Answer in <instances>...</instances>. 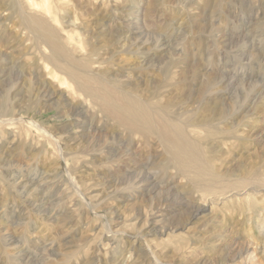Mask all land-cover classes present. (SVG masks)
<instances>
[{"label":"rangeland","instance_id":"obj_1","mask_svg":"<svg viewBox=\"0 0 264 264\" xmlns=\"http://www.w3.org/2000/svg\"><path fill=\"white\" fill-rule=\"evenodd\" d=\"M0 264H264V0H0Z\"/></svg>","mask_w":264,"mask_h":264},{"label":"bare ground","instance_id":"obj_2","mask_svg":"<svg viewBox=\"0 0 264 264\" xmlns=\"http://www.w3.org/2000/svg\"><path fill=\"white\" fill-rule=\"evenodd\" d=\"M32 6H34V5H32ZM35 7H37V6H35ZM36 20L41 25L42 30H43V32L40 31L38 36H39V38L45 39L46 44L50 46L51 58H53L55 60H59V61L63 60V58H65V55L62 53V50H66L64 48L63 44L58 41L56 36L53 35V31L51 29H49L48 27H46L44 25V23L42 21H40V19H36ZM93 78L95 80H98L99 82H102V84L105 82V80H107V79L104 80L105 77L102 79L101 77H97V76L95 77L94 76ZM105 83H107V82H105ZM112 85H113V83H112ZM109 86H110V84H109ZM110 87H112V86H110ZM117 87L120 88V86H117ZM112 88H110V89H112L113 91H114V89L118 90V88H116V87H112ZM102 89H104L105 97L108 99V101H106L107 99L105 101L108 102V105L110 108L109 111L110 112H113V111L116 112V114H115L116 116L120 115L121 116V117L119 116L120 121L123 120V122H126V125L135 126L138 129V131H140L142 133L154 134L155 138L157 137L156 139H158L160 141V143L162 144L163 151H165L166 154L170 153L171 157L170 156H168V157L176 159V156H177V158L179 157L178 161L180 160V157H181L180 161L184 160L186 163V160H188L194 164V167L197 164V162H199V160H200V162L202 161V164L204 166L205 160L203 162V160L200 159V156L203 155L202 151L199 149V147L196 144L194 146H193V144H191L193 141H191V143H190L191 139L188 138L189 135H188V137H186L184 131L182 130V127H179L181 125H179V124L177 125V123H174V124H176V125H174L172 122H166V124H164L165 121L162 122V120H161V124H163V125L157 124V123H160V121L155 120L156 117L154 118V116L152 115L154 113L150 112L152 110L149 111V109H148L149 107H147L148 105H146V102L144 103L142 99H141V101H139V99H138V101H136V100L132 101L133 99H136V98H133V99L131 98L132 100L128 99V97L126 96V92L124 91V89L126 90V88L123 89L124 92H122V90H120L122 88L119 89L120 91L119 90L115 91L117 94H119V97L114 96L115 92L114 93L111 92L110 89H108L109 91L105 87L104 88L102 87ZM96 92H99V90ZM101 92L103 93V91H101ZM97 95H98V93H97ZM132 97H134V96H132ZM103 99H104V97H103ZM154 115H156V114H154ZM156 121H157V123H156ZM184 130H185V127H184ZM194 143H196V142H194ZM198 145H200V144H198ZM201 158L203 159L204 157H201ZM171 160H173V159H171ZM180 161H179V163L182 164L183 162L181 163ZM200 162H199V164H201ZM185 163H183V164H185ZM192 163H190L191 166H192ZM173 164H174V162H173ZM177 164H178V162H177ZM177 164H176V166H177ZM199 164L197 165L198 167H199ZM204 168L205 167H203V169ZM195 169H197V168L195 167ZM198 169H200V167ZM199 171L201 172V169Z\"/></svg>","mask_w":264,"mask_h":264}]
</instances>
